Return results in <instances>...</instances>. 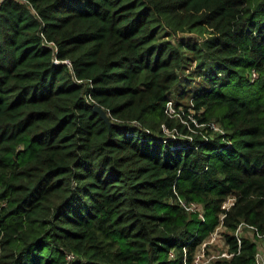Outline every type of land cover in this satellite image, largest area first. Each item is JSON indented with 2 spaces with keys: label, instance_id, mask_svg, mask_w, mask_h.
I'll use <instances>...</instances> for the list:
<instances>
[{
  "label": "trees",
  "instance_id": "obj_1",
  "mask_svg": "<svg viewBox=\"0 0 264 264\" xmlns=\"http://www.w3.org/2000/svg\"><path fill=\"white\" fill-rule=\"evenodd\" d=\"M241 222L264 233V0H0V264H182L217 226L212 264H253Z\"/></svg>",
  "mask_w": 264,
  "mask_h": 264
},
{
  "label": "built area",
  "instance_id": "obj_2",
  "mask_svg": "<svg viewBox=\"0 0 264 264\" xmlns=\"http://www.w3.org/2000/svg\"><path fill=\"white\" fill-rule=\"evenodd\" d=\"M255 76H256L255 72H252L251 77L255 78ZM165 112L169 117H175L177 115V112L174 109L173 102L171 100L166 102ZM210 127L214 130H218L217 125L213 123H210ZM177 202L185 212L194 213L197 215V217H199L200 219H203L202 207L199 204L195 202H185L184 200L179 199V198ZM222 208H225L224 203L222 205ZM242 229H246L249 232L248 238L255 245V250L253 254V264H264V233L259 232L252 225H248V224L241 222L237 226L234 232L235 235L239 236V232ZM207 238H205L200 244H198L194 248L189 258L186 256L187 254L186 249L182 248L181 250L182 264H212L216 260H228L231 258L233 253L228 251V246L224 240L221 241V249H216L212 247V244L207 240ZM170 256H173V254L170 253ZM67 257L69 258V256Z\"/></svg>",
  "mask_w": 264,
  "mask_h": 264
},
{
  "label": "rangeland",
  "instance_id": "obj_3",
  "mask_svg": "<svg viewBox=\"0 0 264 264\" xmlns=\"http://www.w3.org/2000/svg\"><path fill=\"white\" fill-rule=\"evenodd\" d=\"M177 88V87H176ZM182 103H186L188 101L187 96L183 97L180 100ZM180 109V107H179ZM177 117V115L175 116ZM232 197L228 196L224 202L225 208H227L231 202H232ZM225 229L221 226H217L214 231L208 236L207 240L212 244V247L216 248V249H221V241L224 240L223 239V235L222 232H224ZM239 235L244 236V237H248L249 236V232L246 229H242L239 232Z\"/></svg>",
  "mask_w": 264,
  "mask_h": 264
},
{
  "label": "water",
  "instance_id": "obj_4",
  "mask_svg": "<svg viewBox=\"0 0 264 264\" xmlns=\"http://www.w3.org/2000/svg\"><path fill=\"white\" fill-rule=\"evenodd\" d=\"M92 111L95 112L96 114H98V116L103 120L105 121V123L107 125H110V120L108 118V115L106 114V112L100 107L98 106L97 104H93L92 105Z\"/></svg>",
  "mask_w": 264,
  "mask_h": 264
}]
</instances>
